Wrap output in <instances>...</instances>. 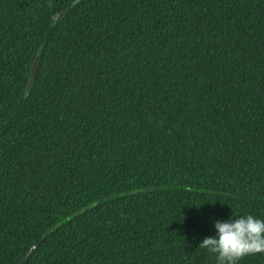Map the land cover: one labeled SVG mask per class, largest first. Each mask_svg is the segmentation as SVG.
<instances>
[{
    "label": "trees",
    "instance_id": "obj_1",
    "mask_svg": "<svg viewBox=\"0 0 264 264\" xmlns=\"http://www.w3.org/2000/svg\"><path fill=\"white\" fill-rule=\"evenodd\" d=\"M75 1L0 0V264H216L264 219V0Z\"/></svg>",
    "mask_w": 264,
    "mask_h": 264
},
{
    "label": "clouds",
    "instance_id": "obj_2",
    "mask_svg": "<svg viewBox=\"0 0 264 264\" xmlns=\"http://www.w3.org/2000/svg\"><path fill=\"white\" fill-rule=\"evenodd\" d=\"M215 235L204 238L199 248L214 255L216 264H240L249 255L264 254V219L247 214L214 221Z\"/></svg>",
    "mask_w": 264,
    "mask_h": 264
},
{
    "label": "water",
    "instance_id": "obj_3",
    "mask_svg": "<svg viewBox=\"0 0 264 264\" xmlns=\"http://www.w3.org/2000/svg\"><path fill=\"white\" fill-rule=\"evenodd\" d=\"M82 0H76L74 4L80 3ZM68 13V10L63 11L62 13H60L54 23H58L60 22V20ZM40 53L41 51L38 53V55L36 56L32 66H31V74H30V78L26 87V96L30 93L33 83H34V78L37 72V67H38V61H39V57H40ZM38 248V243H35L25 254V256L22 258V260L18 263V264H27L29 259L33 256V254L35 253V251Z\"/></svg>",
    "mask_w": 264,
    "mask_h": 264
}]
</instances>
